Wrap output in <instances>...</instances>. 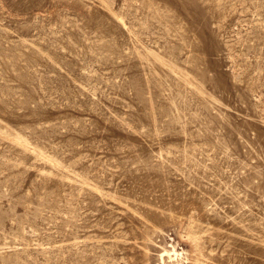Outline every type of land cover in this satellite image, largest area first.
<instances>
[{
    "label": "rangeland",
    "instance_id": "374dc122",
    "mask_svg": "<svg viewBox=\"0 0 264 264\" xmlns=\"http://www.w3.org/2000/svg\"><path fill=\"white\" fill-rule=\"evenodd\" d=\"M264 264V0H0V264Z\"/></svg>",
    "mask_w": 264,
    "mask_h": 264
},
{
    "label": "bare ground",
    "instance_id": "6f19581e",
    "mask_svg": "<svg viewBox=\"0 0 264 264\" xmlns=\"http://www.w3.org/2000/svg\"><path fill=\"white\" fill-rule=\"evenodd\" d=\"M163 264H165V263H163Z\"/></svg>",
    "mask_w": 264,
    "mask_h": 264
}]
</instances>
